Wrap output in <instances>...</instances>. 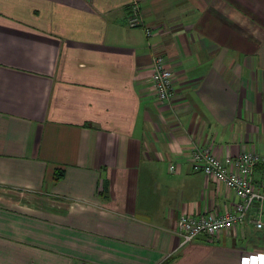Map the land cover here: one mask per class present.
<instances>
[{"label": "crops", "instance_id": "1", "mask_svg": "<svg viewBox=\"0 0 264 264\" xmlns=\"http://www.w3.org/2000/svg\"><path fill=\"white\" fill-rule=\"evenodd\" d=\"M194 146L264 156V0H0V264H264L259 208L181 247V215L238 203Z\"/></svg>", "mask_w": 264, "mask_h": 264}, {"label": "built area", "instance_id": "2", "mask_svg": "<svg viewBox=\"0 0 264 264\" xmlns=\"http://www.w3.org/2000/svg\"><path fill=\"white\" fill-rule=\"evenodd\" d=\"M129 16L130 27H144L139 3H133ZM144 28L147 36L151 37L152 30ZM148 83L150 92L159 102L170 101L174 96V73L167 65L164 55L154 54ZM189 158L195 172L203 173L207 178L234 191L238 203L233 210L219 216L181 215L178 221L181 247L193 243L201 236L208 239L218 238L231 231L256 208H259V218L254 224L264 233V220L261 218L264 205V178L258 186L254 184V171L257 166L264 165V156L247 151L236 157L221 159L211 146H194L189 152Z\"/></svg>", "mask_w": 264, "mask_h": 264}, {"label": "trees", "instance_id": "3", "mask_svg": "<svg viewBox=\"0 0 264 264\" xmlns=\"http://www.w3.org/2000/svg\"><path fill=\"white\" fill-rule=\"evenodd\" d=\"M64 176V171L63 170H58L54 174V179L57 181L61 179Z\"/></svg>", "mask_w": 264, "mask_h": 264}]
</instances>
